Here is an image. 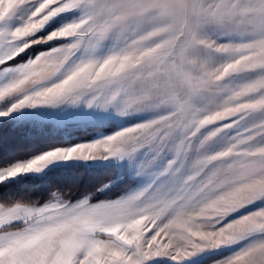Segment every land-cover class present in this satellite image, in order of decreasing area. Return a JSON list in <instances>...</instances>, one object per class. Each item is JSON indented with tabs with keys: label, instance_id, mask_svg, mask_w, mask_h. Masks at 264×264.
Here are the masks:
<instances>
[{
	"label": "rangeland",
	"instance_id": "1",
	"mask_svg": "<svg viewBox=\"0 0 264 264\" xmlns=\"http://www.w3.org/2000/svg\"><path fill=\"white\" fill-rule=\"evenodd\" d=\"M10 120L89 137L0 183L84 166L123 188L0 203V264H264V0H0Z\"/></svg>",
	"mask_w": 264,
	"mask_h": 264
},
{
	"label": "trees",
	"instance_id": "2",
	"mask_svg": "<svg viewBox=\"0 0 264 264\" xmlns=\"http://www.w3.org/2000/svg\"><path fill=\"white\" fill-rule=\"evenodd\" d=\"M53 127H28L13 120L0 122V168L30 155L43 153L56 147L88 138L84 129H72L66 135ZM55 167L43 176L11 180L0 183V203L39 205L61 194L70 200L89 195L93 201L116 197L122 184L109 192H98L113 169L106 167Z\"/></svg>",
	"mask_w": 264,
	"mask_h": 264
}]
</instances>
